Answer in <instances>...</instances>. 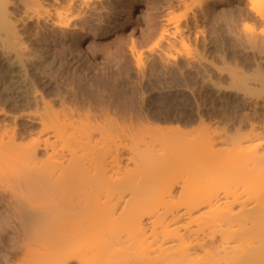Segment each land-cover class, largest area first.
Listing matches in <instances>:
<instances>
[{
  "label": "bare ground",
  "instance_id": "1",
  "mask_svg": "<svg viewBox=\"0 0 264 264\" xmlns=\"http://www.w3.org/2000/svg\"><path fill=\"white\" fill-rule=\"evenodd\" d=\"M233 1L243 0L202 5L210 10ZM10 2L0 0V264H264L259 111L244 115L246 133L240 123L235 133L211 132L203 121L207 133L189 140L191 175L222 157L247 178L244 196L191 189L177 199L125 198L108 188L123 172L124 146L113 139L123 128L90 93L76 91L86 73L74 60L73 36L81 44L87 34L111 23L123 28L148 8L132 11V0H15L22 8L17 16ZM246 3L248 10L239 11L252 26L236 29V37L251 53L253 71L231 72V79L250 102L264 104V0ZM113 5L126 12L112 19ZM165 35L167 29L160 40ZM141 58L134 56L138 66ZM172 191L173 185L166 193Z\"/></svg>",
  "mask_w": 264,
  "mask_h": 264
},
{
  "label": "rangeland",
  "instance_id": "2",
  "mask_svg": "<svg viewBox=\"0 0 264 264\" xmlns=\"http://www.w3.org/2000/svg\"><path fill=\"white\" fill-rule=\"evenodd\" d=\"M132 1V11L148 8L134 22L123 28L116 23L103 26L95 35L87 34L81 44L79 37L73 36L74 60L86 73L85 83H76V91L92 94L89 97L102 103L123 128L113 137L124 146L123 172L112 177L108 188L125 198L177 199L183 196V190L191 189L218 193L229 190L244 196L247 178L241 170H234L235 165L227 167L222 157L207 160L203 170L192 176L188 149L193 136L200 141L206 132L202 131L204 122L207 130L219 134L224 128L233 133L240 123L243 134L249 129L245 114L253 109V113L260 112H256L259 119L264 118V104L254 97L250 102L231 79V72L242 73V77L253 71L249 67L253 63L251 53L236 37V29L252 26L239 11L248 10L249 5L246 0L218 2L206 10L202 0ZM13 2L9 6L20 14L22 8ZM108 12L116 19L126 11L114 7ZM33 23H28V32L36 29ZM163 29H167V35L160 40ZM136 53L142 56L139 66L134 59ZM253 103L258 104L254 107ZM258 118L256 121L262 122ZM219 144V149L235 153L233 145ZM133 155L135 159L130 160ZM171 185L173 191L167 194Z\"/></svg>",
  "mask_w": 264,
  "mask_h": 264
}]
</instances>
